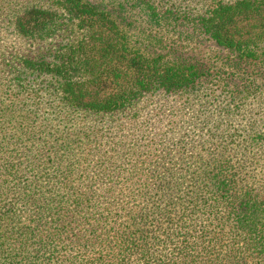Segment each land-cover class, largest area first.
Returning <instances> with one entry per match:
<instances>
[{"label":"trees","instance_id":"16d2710c","mask_svg":"<svg viewBox=\"0 0 264 264\" xmlns=\"http://www.w3.org/2000/svg\"><path fill=\"white\" fill-rule=\"evenodd\" d=\"M122 2L0 13L47 46L6 60L0 31V264H264V0ZM177 17L251 70L158 53Z\"/></svg>","mask_w":264,"mask_h":264},{"label":"rangeland","instance_id":"374dc122","mask_svg":"<svg viewBox=\"0 0 264 264\" xmlns=\"http://www.w3.org/2000/svg\"><path fill=\"white\" fill-rule=\"evenodd\" d=\"M27 2L28 0H0V13L4 9L11 10L10 8H15V6H20L23 2ZM93 2H99L100 4L109 7L110 10L114 7H116L117 11L119 10L117 3L122 2V0H91ZM172 2H175V4H181L184 6V4H191L190 8L192 6L198 5V0H171ZM198 8V7H197ZM196 9V8H195ZM115 10V9H114ZM127 17H132V14L129 12H124ZM180 12H178L179 14ZM3 17V16H1ZM0 17V19H1ZM178 20L173 25H166L164 22L157 23L156 21H150L148 23V28L152 26L153 28L151 30L152 33H159L163 32L166 33L167 38V44H165V48L158 49L157 52L164 55L165 58L169 56L170 53L173 57L179 56L180 59H187L191 62H194L198 64V67L203 68L204 72L208 73L207 75L209 78L212 79V82L214 83L212 86L216 88L215 85V79L217 77L221 76H234V73L241 76V74H245L248 72V70H251L252 66L248 65L245 62H237V57L232 56L230 52L226 49H220L215 44H213L210 40H207L205 37H203L202 34L198 30H196L192 24H182V19L177 17ZM129 20H133L130 18L125 19V22H128ZM140 22L137 23V26L143 30L148 29L143 22V19L139 20ZM129 33L133 32L132 28H127ZM0 31L3 32L2 36L4 43L3 47L5 48V56L6 60L8 57V53L13 54L18 52H44L47 48L45 44H35L33 46L29 45L27 42L24 43V46H19V40L18 37H16V34L13 32H10V28L7 27L6 22L1 23ZM177 35V36H176ZM181 35V39H177V37ZM129 36L132 37V35L129 34ZM176 37V38H175ZM172 39H175V45L172 42ZM63 38L61 36L53 37V43L59 44ZM133 40V39H132ZM12 42L11 48H9V51L6 50V46ZM23 42V41H22ZM52 43V42H51ZM24 50H22V49ZM22 50V51H21ZM9 58V57H8ZM219 75V76H217ZM217 76V77H216ZM221 88L216 89L217 91H220ZM203 95V93H202ZM178 99V97L176 98ZM201 102V100H199ZM171 103V102H170ZM173 103V101H172ZM175 107L172 108V113L168 114V117H166V120H173L174 124L171 123L174 127H177V129H181V131L186 132L187 128H189L190 121L193 120V117L195 114H197L198 110L196 108L198 107V102L196 101L195 105L188 104L185 102L179 101L178 103H174ZM199 108V107H198ZM111 118V117H110ZM169 118V119H168ZM102 125H106L109 123V121H106V119L101 118ZM177 124V125H176ZM170 125V126H172ZM172 127V128H174ZM176 129V128H175Z\"/></svg>","mask_w":264,"mask_h":264}]
</instances>
